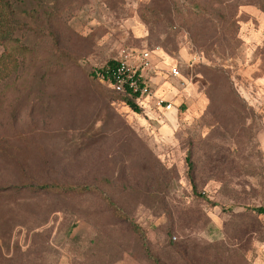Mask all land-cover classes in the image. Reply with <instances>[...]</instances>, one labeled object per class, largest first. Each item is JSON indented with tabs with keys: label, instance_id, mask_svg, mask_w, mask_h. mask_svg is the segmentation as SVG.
<instances>
[{
	"label": "rangeland",
	"instance_id": "obj_1",
	"mask_svg": "<svg viewBox=\"0 0 264 264\" xmlns=\"http://www.w3.org/2000/svg\"><path fill=\"white\" fill-rule=\"evenodd\" d=\"M18 12L0 46V264H264V0ZM124 48L162 57L150 83L169 112L98 78ZM49 183L86 191L14 189Z\"/></svg>",
	"mask_w": 264,
	"mask_h": 264
},
{
	"label": "built area",
	"instance_id": "obj_2",
	"mask_svg": "<svg viewBox=\"0 0 264 264\" xmlns=\"http://www.w3.org/2000/svg\"><path fill=\"white\" fill-rule=\"evenodd\" d=\"M160 58L159 53L153 49H121L115 59V66L106 69L101 78L110 84L114 92L127 94L140 108H147L153 115H161L169 112L172 106L157 97L151 89V73L158 69ZM166 73L172 77L179 74L175 67L167 68Z\"/></svg>",
	"mask_w": 264,
	"mask_h": 264
},
{
	"label": "trees",
	"instance_id": "obj_3",
	"mask_svg": "<svg viewBox=\"0 0 264 264\" xmlns=\"http://www.w3.org/2000/svg\"><path fill=\"white\" fill-rule=\"evenodd\" d=\"M24 1H27V0H0V46L3 43L15 40V36H16L18 27H19V22L17 19V15L19 13L18 10H19L20 5H22ZM115 63H116V60L108 63L103 69H101L99 71L100 74L98 75V78L100 80H104L101 78V74L106 69L113 68L115 66ZM8 75H9V71L7 69V63L3 61L0 64V81L5 79ZM107 85L112 90V92L118 96V99L122 103H124L131 110L138 111L139 108L131 97H129L127 94L116 93L114 92L113 88L110 86L109 83H107ZM186 162H187L188 170L190 172L192 170V163L190 160V155H187ZM14 189L26 190L32 193H45V194L55 193V194H60V195L70 194V193L81 194L86 191V188L81 189L80 187L65 186V185H60L58 183L39 184V185L38 184H25L21 187L14 188ZM254 211L257 214L264 215V207H258L254 209ZM131 227L135 232L139 234V236L141 237V240H143L142 233L138 229V227H136L133 223H131ZM147 256L151 258L149 254H147ZM151 260L154 262V264H157V261L155 259L151 258Z\"/></svg>",
	"mask_w": 264,
	"mask_h": 264
},
{
	"label": "crops",
	"instance_id": "obj_4",
	"mask_svg": "<svg viewBox=\"0 0 264 264\" xmlns=\"http://www.w3.org/2000/svg\"><path fill=\"white\" fill-rule=\"evenodd\" d=\"M155 94L157 95V97H161V96H159L158 94H157V92H155ZM149 113V112H148Z\"/></svg>",
	"mask_w": 264,
	"mask_h": 264
}]
</instances>
